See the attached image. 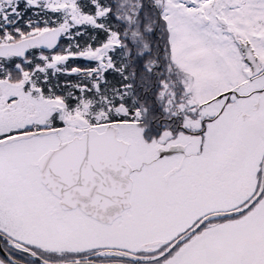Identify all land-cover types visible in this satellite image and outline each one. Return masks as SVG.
Listing matches in <instances>:
<instances>
[{
  "label": "snow or ice",
  "instance_id": "obj_1",
  "mask_svg": "<svg viewBox=\"0 0 264 264\" xmlns=\"http://www.w3.org/2000/svg\"><path fill=\"white\" fill-rule=\"evenodd\" d=\"M0 264H264V0H0Z\"/></svg>",
  "mask_w": 264,
  "mask_h": 264
}]
</instances>
